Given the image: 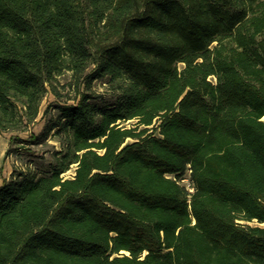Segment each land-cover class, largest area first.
I'll return each instance as SVG.
<instances>
[{"label": "trees", "instance_id": "1", "mask_svg": "<svg viewBox=\"0 0 264 264\" xmlns=\"http://www.w3.org/2000/svg\"><path fill=\"white\" fill-rule=\"evenodd\" d=\"M59 88L0 264H264V0H0V133Z\"/></svg>", "mask_w": 264, "mask_h": 264}, {"label": "rangeland", "instance_id": "2", "mask_svg": "<svg viewBox=\"0 0 264 264\" xmlns=\"http://www.w3.org/2000/svg\"><path fill=\"white\" fill-rule=\"evenodd\" d=\"M183 66L182 63L179 64ZM62 83L70 79V73L66 72L59 77ZM93 89L98 92H105V82L103 79H98L93 82ZM61 96H55L51 91L45 94L40 103L39 113L36 119L27 127L20 131H3L0 133V185L11 179L13 173H17L21 168L27 165L33 166L35 163H47L52 158V153L61 149L60 141L52 135V132L40 143L35 144H16L15 138H30L31 134H40L48 124L57 117L56 105L61 102H75V93L66 88L61 89ZM104 99H110V96L104 95ZM130 140V139H129ZM20 146L24 149L18 151H9L11 148ZM75 166H72L66 176L74 174ZM186 180V179H185ZM187 183V180L184 181Z\"/></svg>", "mask_w": 264, "mask_h": 264}]
</instances>
